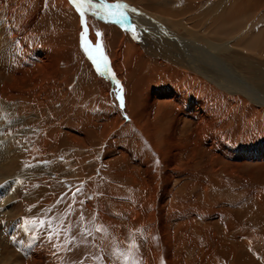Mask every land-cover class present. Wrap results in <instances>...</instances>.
Here are the masks:
<instances>
[{
    "label": "bare ground",
    "instance_id": "bare-ground-1",
    "mask_svg": "<svg viewBox=\"0 0 264 264\" xmlns=\"http://www.w3.org/2000/svg\"><path fill=\"white\" fill-rule=\"evenodd\" d=\"M245 1L0 0V264H264Z\"/></svg>",
    "mask_w": 264,
    "mask_h": 264
},
{
    "label": "rangeland",
    "instance_id": "rangeland-1",
    "mask_svg": "<svg viewBox=\"0 0 264 264\" xmlns=\"http://www.w3.org/2000/svg\"><path fill=\"white\" fill-rule=\"evenodd\" d=\"M202 1V8H204L205 9V7H207V5H209V6H212L213 4H214V2L216 1V0H201ZM245 1V0H244ZM248 2V3H247ZM245 3L246 4H251L250 6H249V8L248 7H246L247 8V12L245 11L244 13H247V14H244L243 13V19H242V21L241 22H243V23H248L249 21H251L248 25H247V28H246V30L245 29H243V30H238L237 32H235V34L233 35V37H240V36H245V35H247V34H249L250 32L251 33H255L257 30H258V28L260 27V26H262V25H264V11H263V9H264V0H246L245 1ZM255 3H257V4H255ZM212 4V5H211ZM259 4V5H258ZM253 7V8H252ZM258 7V8H257ZM252 13V14H251ZM248 19V20H247ZM249 26V27H248ZM251 29V30H250ZM241 32V33H240ZM238 33V34H237ZM241 34V35H240ZM148 39V44L150 45H152V43L153 42H155L154 41V39L152 38V37H149V38H147ZM147 45V44H146ZM148 46V45H147ZM33 170V169H32ZM64 185L63 183H57V176H55L54 178H53V180H52V182H51V191H53L54 190V192H56L57 193V191L56 190H59V188L61 189V188H63L62 187V185ZM41 184L40 183H36V184H34L33 186H35V189H38L39 188V186H40ZM54 185V186H53ZM56 185H57V188H56ZM65 187V189H67L68 188V186L69 187H71L69 184H65L64 185ZM54 187V188H53ZM57 200V199H56ZM58 201H60V199H58ZM63 201H64V198H63ZM57 203V202H56ZM56 203H55V205H56ZM71 206L72 205H70V208H69V210H68V212L67 213H69V214H75V208H74V206H72V208H71ZM30 207V206H29ZM33 209H35V208H37V205H34L33 207H32ZM79 208L77 207L76 208V211L78 210ZM79 212V211H78ZM44 214H42V218H40V221L41 222H46L47 221V217H46V215H44ZM55 221H53V222H49L48 223V226H47V228H46V230H47V237H49L48 239H49V241H50V238H52L53 240H57V233H58V226H57V224H55L54 223ZM3 225V224H2ZM46 232V231H45ZM55 236V237H54ZM51 242V241H50Z\"/></svg>",
    "mask_w": 264,
    "mask_h": 264
},
{
    "label": "snow or ice",
    "instance_id": "snow-or-ice-1",
    "mask_svg": "<svg viewBox=\"0 0 264 264\" xmlns=\"http://www.w3.org/2000/svg\"><path fill=\"white\" fill-rule=\"evenodd\" d=\"M73 3L76 2V0H72ZM80 7H85V6H90V0H80V4H79ZM105 8H110V7H113L111 5H104ZM116 7H119V5H117ZM111 15V13H109ZM121 16H123L124 14L123 13H120ZM88 34V29H87V26L85 25V28H84V31L82 32V36L83 37H86ZM99 35V34H98ZM99 51V47L97 49ZM85 51L86 52H89V55L91 56V58L96 62V66L99 68L100 67V62L102 61L105 65L107 64V57L103 55V52H100V58L99 60H97V57L96 55H94L91 51H89V49L87 47H85ZM123 98L121 97V100ZM126 261L128 258H125Z\"/></svg>",
    "mask_w": 264,
    "mask_h": 264
}]
</instances>
